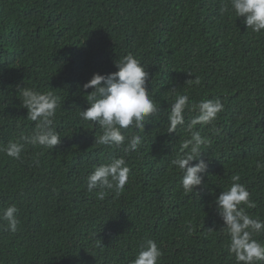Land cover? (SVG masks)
I'll list each match as a JSON object with an SVG mask.
<instances>
[{"label":"trees","instance_id":"obj_1","mask_svg":"<svg viewBox=\"0 0 264 264\" xmlns=\"http://www.w3.org/2000/svg\"><path fill=\"white\" fill-rule=\"evenodd\" d=\"M225 2L0 0V147L35 128L20 106L24 86L60 98L54 127L61 137L52 150L26 145L20 159L0 152V209L15 204L20 221L14 233L0 225V264H131L148 239L163 252L159 264H237L215 199L238 174L256 203L246 212L264 220V168H257L264 163V31L221 14ZM214 14L218 21L205 26ZM128 53L143 62L159 109L141 148L125 154L95 144L98 126L78 112L93 91L83 84L117 71L115 62ZM195 77L199 84L187 83ZM178 94L224 104L214 126L194 129L210 144L193 193L183 191L170 163L196 114L186 110L185 126L167 133ZM120 156L131 169L128 183L97 199L86 177ZM254 238L264 242V233Z\"/></svg>","mask_w":264,"mask_h":264},{"label":"clouds","instance_id":"obj_2","mask_svg":"<svg viewBox=\"0 0 264 264\" xmlns=\"http://www.w3.org/2000/svg\"><path fill=\"white\" fill-rule=\"evenodd\" d=\"M220 13L235 14L244 18L247 28L253 33L264 31V0H226L220 8ZM218 16L212 15L205 26L212 27ZM117 71L109 74L94 73L92 78L82 88L84 91L93 89L86 96L89 107L80 110L81 120L93 122L98 126L99 135H95V144L106 145L121 149L125 154L137 152L143 142L146 123L149 117L158 112L157 101L148 90L149 74L143 62L132 53H128L115 62ZM190 75H192L189 72ZM189 84H199L195 77L187 81ZM21 107L27 109V119L35 122L31 135L23 133L17 141H9L0 147L8 157L20 159L26 145L41 146L53 149L61 137L54 127L60 98L51 91H38L27 87H18ZM167 113V133L177 132L178 126H185V111H195V115L184 127L188 138L182 140L179 151L170 163L181 173L180 185L185 193H193L203 181L208 164L201 153L203 147L210 144L206 136L194 130L213 125L224 104L219 98H205L199 102L190 101L187 94L175 95ZM160 120V116H155ZM214 126V125H213ZM29 125H27V128ZM135 129L136 131H132ZM125 130H129L125 134ZM193 161H197L193 164ZM257 168H264V163L257 162ZM130 167L123 156L113 157L109 162L93 166V171L86 177V187L89 193L95 191L99 200H104L108 191L115 193L123 191L128 183ZM231 183L215 199V206L223 221L221 232L228 237V252L233 254L237 264H260L264 262V242L255 239L256 235L264 233V220L253 218L246 212L256 207L255 201L250 199L247 187L240 183L241 177L234 174ZM98 190V191H97ZM19 209L15 204L0 209V225L3 229L16 232L20 223ZM163 252L155 240L148 239L141 246L131 264H159Z\"/></svg>","mask_w":264,"mask_h":264}]
</instances>
